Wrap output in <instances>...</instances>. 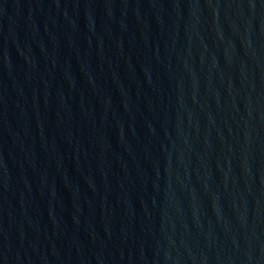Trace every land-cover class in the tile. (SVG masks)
I'll return each mask as SVG.
<instances>
[{
    "label": "water",
    "instance_id": "1",
    "mask_svg": "<svg viewBox=\"0 0 264 264\" xmlns=\"http://www.w3.org/2000/svg\"><path fill=\"white\" fill-rule=\"evenodd\" d=\"M0 264H264V0H0Z\"/></svg>",
    "mask_w": 264,
    "mask_h": 264
}]
</instances>
